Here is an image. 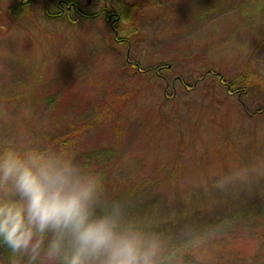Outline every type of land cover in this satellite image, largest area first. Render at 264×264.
Returning a JSON list of instances; mask_svg holds the SVG:
<instances>
[{
  "label": "rangeland",
  "instance_id": "rangeland-1",
  "mask_svg": "<svg viewBox=\"0 0 264 264\" xmlns=\"http://www.w3.org/2000/svg\"><path fill=\"white\" fill-rule=\"evenodd\" d=\"M46 1L0 0V150L67 134L166 264H264V0H143L123 44L101 7L72 24Z\"/></svg>",
  "mask_w": 264,
  "mask_h": 264
},
{
  "label": "clouds",
  "instance_id": "clouds-1",
  "mask_svg": "<svg viewBox=\"0 0 264 264\" xmlns=\"http://www.w3.org/2000/svg\"><path fill=\"white\" fill-rule=\"evenodd\" d=\"M248 170L221 178L226 189L247 182ZM97 172L62 151L35 146L0 151V242L11 264H166L159 234L108 210ZM98 209L100 211H98Z\"/></svg>",
  "mask_w": 264,
  "mask_h": 264
},
{
  "label": "trees",
  "instance_id": "trees-1",
  "mask_svg": "<svg viewBox=\"0 0 264 264\" xmlns=\"http://www.w3.org/2000/svg\"><path fill=\"white\" fill-rule=\"evenodd\" d=\"M31 1L32 0H29V2ZM46 2H48V0ZM52 2H55L57 8L60 10L59 11L60 13L54 15L48 14V16H51L52 18L59 19L61 17H66V19L70 21L72 24H77L78 19H76V17L78 16L84 17L83 19H91V16L87 15L84 12L83 7L86 6V4L82 3L81 0H53ZM88 2H89L88 5L101 7L100 11L95 13L92 16V18H98L100 14L104 13V17L106 18L107 22H109L112 25V29L115 31V38L118 39L117 41H119L121 44L129 42L128 38L132 39L134 32H137L139 13L141 14V10L143 9L144 6H146L145 5L146 2L143 0H134L132 2L131 0H90V1L88 0ZM62 5L67 7L71 6V10L69 11V8H66ZM21 7L25 8V6H21ZM127 24H129L128 27H126ZM119 34L124 35L123 37L126 38L123 39L122 37H119ZM134 66L138 68V64H134ZM220 78L222 82H225L221 76ZM241 84L243 83L227 84L229 93H231L232 95L233 94L240 95L241 93L244 94L248 93L247 90L249 88L248 86L249 84L243 86ZM69 138L70 137H68L67 134L66 135L63 134L60 137L54 139V141L50 143L51 147H38V148L52 149L55 151L64 150L70 143ZM25 148L26 147L16 148V149L23 150ZM3 149H1L0 151H2ZM0 247L3 248L4 258L8 260H12L13 257L10 250L7 249V247L4 246L2 242H0Z\"/></svg>",
  "mask_w": 264,
  "mask_h": 264
}]
</instances>
